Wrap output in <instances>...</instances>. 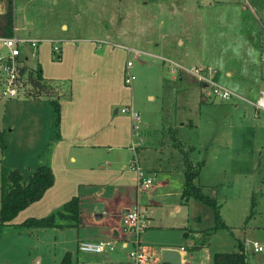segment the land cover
Segmentation results:
<instances>
[{
  "label": "rangeland",
  "instance_id": "1",
  "mask_svg": "<svg viewBox=\"0 0 264 264\" xmlns=\"http://www.w3.org/2000/svg\"><path fill=\"white\" fill-rule=\"evenodd\" d=\"M187 1L14 0L16 36L26 40L21 51L28 56L27 62L24 56L20 60L27 66L39 64L45 74L60 78L52 82L61 83L60 88H64L67 82L64 79L70 74L76 83L82 85V73L77 70L82 69L85 61L76 57L78 49L92 51L97 48L96 52L102 54L95 57L99 70L109 78L110 85H118L115 90L119 108L133 106L140 112L142 122L150 113L155 118L163 117L165 121L174 119L176 112L195 114L196 107L189 105L193 92L184 87L186 78L189 85L198 86L196 77L189 71L191 66L199 64H195L196 50L200 45L221 43L227 23L221 20L224 9L213 8L210 13L203 14L199 7L188 6ZM191 1L198 4L208 0ZM249 3V6L244 4L246 17L256 22L249 25L254 41L250 36L251 43L242 49L230 42L228 46L220 47L217 54L201 52V57L207 60L205 65L210 68L205 70L207 74L212 79L221 74L224 78L223 73L227 70L234 71L228 85L236 87L242 94V97L232 95L230 100H216L201 110L200 134L209 139L205 172L207 180L215 186L213 194L210 188L203 189V192L216 197L219 206L214 208L199 202L182 207V213L173 214L169 208L157 205V216L164 227L152 230L166 232L167 238L157 241L168 243L181 238L178 227L184 223L194 229L214 228L215 236L209 238L213 245L219 244L221 239L226 245L223 249L230 251L238 248L239 239L243 243L247 264H264V251L255 252L252 245L254 240L264 245V110H257L253 103L258 89H264V28L256 17L264 24V0L257 3L249 0ZM201 16H213L222 23L213 22L206 33H201L198 28ZM187 38L193 43H180ZM231 38L228 36L226 42ZM27 40H36V47ZM54 45L60 48L56 54L52 50ZM133 50L139 52V58L132 61L134 65L130 71L135 78L130 89L124 84V74L128 52ZM0 53H7L1 43ZM170 61L181 64V77L178 72L171 73ZM74 63L78 69L73 70ZM91 69L86 68V71L91 72ZM262 80L263 84H260ZM223 81L217 83L222 85ZM5 100L0 99V121ZM2 144L3 132L0 136V165ZM142 168L145 171L143 165ZM160 179L158 177V181ZM177 184L175 175H172L169 188L157 190L156 194L162 196L161 202L177 201ZM132 239L128 251L133 249ZM120 246L117 242L113 264H120L121 260L127 262L119 252ZM185 260L188 264H199L201 258L188 256Z\"/></svg>",
  "mask_w": 264,
  "mask_h": 264
},
{
  "label": "crops",
  "instance_id": "2",
  "mask_svg": "<svg viewBox=\"0 0 264 264\" xmlns=\"http://www.w3.org/2000/svg\"><path fill=\"white\" fill-rule=\"evenodd\" d=\"M258 1L253 0L254 3ZM187 2L188 6L199 7V12L203 14L210 13L213 8L224 9L221 20L230 27L224 28L221 43L198 46L195 64H199L193 67L203 70L209 68L205 65L207 60L201 57L202 51L205 55L217 54L220 47H226L230 42L242 49L251 43L250 36L254 41L249 25H255L256 22L253 18L250 21L246 17L245 4H251L245 0H208L198 4L191 0ZM189 8L193 11L192 6ZM256 17L264 28L261 19L257 15ZM213 22L222 23L213 16H201L199 31L206 33ZM17 28L14 11L15 35ZM228 36L232 38L226 42ZM186 41L193 43L188 38L180 43ZM78 50L76 57L85 61V65L79 70L74 63L73 70L78 69L77 71L82 73V85L76 83L70 74L69 78L64 79L67 81L65 87L60 88L61 83L58 85L52 80L61 79L50 77L45 74L44 68L41 69L43 77L52 85L53 93L61 104L60 139H55L53 107L49 103V97L43 93L38 98L21 96L6 99L2 104L0 121V132H3L5 144L0 166L20 169L24 179H27L31 168L41 161V153L48 148L44 158L55 176L54 184L44 195L20 211L11 224H19L29 217L39 218L62 210L63 204L75 196L79 199L78 221L63 227H32L22 231L11 226L6 228L0 236V264H58L66 253H70L71 264H113L116 247L114 250L86 253L79 251L78 244L80 241L112 239L116 234H121L122 213L132 206H138L146 219V228L139 235L141 244L151 246L159 253L165 249L178 250L181 260L184 259L182 264H188L185 260L188 256L201 258L199 264H205L204 260L207 264H213L214 253L239 251L240 245H243L239 239L238 248L234 247L230 251L223 249L226 245L221 239L216 245L208 240L200 247H193L195 239L207 229H194L185 223L178 227L182 233L181 238L168 243L157 241L159 238H167L166 232L152 230H162L160 227H164L157 216L155 206L169 208L171 213L175 214L181 212L180 209L184 206H194L200 202L192 197H182L188 172L197 173L198 186L208 190L210 188V192L214 193L215 186L207 180L205 172L209 139H204L203 134H200V124L201 110L218 99L203 97V86L199 82L198 86L189 85L186 78L187 84L184 87L193 92L189 105L196 107L197 113L176 112L175 118L170 121H165L163 117L155 118L151 113L144 117L140 132L143 144L136 148V152L141 166L145 168V174L153 178L149 187L152 191L148 192L149 188L142 189L137 186L136 173L127 167L128 160L134 154L131 147V119L127 114L120 115L115 90L118 85H110L109 78L99 70L96 61L98 58L95 57L102 54L96 52L97 48L92 51L83 48ZM22 56L27 62L28 56L21 51L19 59ZM77 60L76 58V63ZM171 63L177 66L175 71L171 69V73L178 72L181 77V64ZM86 68H92V71L87 72ZM212 70L216 72V69ZM232 72L234 71L227 70L223 73L224 78L221 74L213 80H224L222 86L229 88L233 95L242 97L239 89L228 85L234 76ZM260 84H263V80ZM124 89L122 87L123 91ZM257 94L259 95V91ZM257 98L258 96L253 102L254 105ZM172 175H175L178 182L175 190H178L179 186V191L175 194L177 201L161 202L162 196L156 192L161 188H169ZM158 177L161 178L159 181ZM188 220L187 218V222ZM58 222L65 223L63 220ZM214 236L215 234L211 235L213 238ZM128 238L120 242L119 252L127 258V262L121 260L120 264H130ZM154 242L161 245L155 246Z\"/></svg>",
  "mask_w": 264,
  "mask_h": 264
},
{
  "label": "trees",
  "instance_id": "3",
  "mask_svg": "<svg viewBox=\"0 0 264 264\" xmlns=\"http://www.w3.org/2000/svg\"><path fill=\"white\" fill-rule=\"evenodd\" d=\"M0 37L14 35V0H0ZM21 72H27L28 81L32 84L33 92L26 96L38 98L45 94L53 107L55 139L61 138V104L53 93V87L42 75L41 67L23 66ZM2 136V132H0ZM5 145L2 144V147ZM48 148L41 153V161L31 168L27 179H24L20 169H11L5 166L0 168V236L8 227L22 231L32 227L67 226L75 224L79 217V199L72 197L63 204L62 210L43 217H29L19 224H11L17 214L31 203L39 200L45 191L54 184L55 176L48 161L44 158ZM197 173L188 172L185 178V187L182 197L194 198L202 203L217 208V201L212 195L203 192V188L196 183ZM59 220L65 221L64 224ZM214 228L203 230L199 238L195 239L193 247H200L209 240ZM58 264H71L70 253H66ZM213 264H247L243 245L237 252H216Z\"/></svg>",
  "mask_w": 264,
  "mask_h": 264
},
{
  "label": "built area",
  "instance_id": "4",
  "mask_svg": "<svg viewBox=\"0 0 264 264\" xmlns=\"http://www.w3.org/2000/svg\"><path fill=\"white\" fill-rule=\"evenodd\" d=\"M249 4V0H245ZM26 40H21L14 34L10 37H0L1 45L7 50L6 54L0 53V99H12L20 96H26L32 93V84L28 81L27 72L22 73L21 69L24 63L19 59L21 47ZM32 47H36V40H27ZM53 54L60 51L57 45L52 47ZM139 58L137 50L129 51L125 64L124 84L132 88V82L135 78L130 68L134 65L133 59ZM177 66L172 64L171 69L175 71ZM196 80L203 86V96L206 98L230 100L233 93L229 89L215 82L205 70L199 67H192L189 70ZM257 110H264V89L259 91L255 102ZM121 113L129 115L131 119L132 143L134 151L133 157L127 162V167L136 173L137 186L147 189L151 186L153 178L147 176L137 157L136 148L143 144L140 132L143 126L140 112L133 106H125L119 109ZM146 228V219L138 206L127 208L122 213L121 234H116L112 239L99 241H80L78 249L81 252H103L105 250H114L117 242L126 239H132L133 249L129 251L130 264H160L162 252H157L151 246L141 244L139 240L140 233ZM255 252L264 251V245L254 240L252 242ZM183 249V247L181 248ZM184 259L181 260V264Z\"/></svg>",
  "mask_w": 264,
  "mask_h": 264
},
{
  "label": "water",
  "instance_id": "5",
  "mask_svg": "<svg viewBox=\"0 0 264 264\" xmlns=\"http://www.w3.org/2000/svg\"><path fill=\"white\" fill-rule=\"evenodd\" d=\"M162 264H181V258L178 250L165 249L162 252Z\"/></svg>",
  "mask_w": 264,
  "mask_h": 264
}]
</instances>
